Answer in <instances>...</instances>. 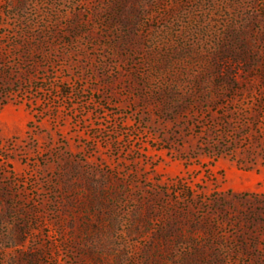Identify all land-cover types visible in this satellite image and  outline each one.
<instances>
[{
    "label": "rangeland",
    "instance_id": "obj_1",
    "mask_svg": "<svg viewBox=\"0 0 264 264\" xmlns=\"http://www.w3.org/2000/svg\"><path fill=\"white\" fill-rule=\"evenodd\" d=\"M0 264H264V0H0Z\"/></svg>",
    "mask_w": 264,
    "mask_h": 264
}]
</instances>
